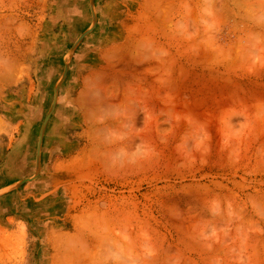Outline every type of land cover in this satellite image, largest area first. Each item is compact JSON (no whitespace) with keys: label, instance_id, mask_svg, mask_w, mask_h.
I'll return each mask as SVG.
<instances>
[{"label":"rangeland","instance_id":"obj_1","mask_svg":"<svg viewBox=\"0 0 264 264\" xmlns=\"http://www.w3.org/2000/svg\"><path fill=\"white\" fill-rule=\"evenodd\" d=\"M0 65V260L264 264V0H0Z\"/></svg>","mask_w":264,"mask_h":264},{"label":"bare ground","instance_id":"obj_2","mask_svg":"<svg viewBox=\"0 0 264 264\" xmlns=\"http://www.w3.org/2000/svg\"><path fill=\"white\" fill-rule=\"evenodd\" d=\"M41 2V1H40ZM8 15V14H7ZM14 19V18H13ZM4 24V23H3ZM11 24V23H10ZM24 24V23H23ZM16 25V24H15ZM22 26V25H21ZM27 26H28V24H27ZM29 28V27H28ZM27 29V28H26ZM17 31V30H16ZM21 31V30H20ZM28 31V30H27ZM10 32V31H9ZM15 32V31H14ZM14 34V33H13ZM25 34V33H24ZM29 34V33H28ZM9 36V35H8ZM22 36H23V34H22ZM24 37V36H23ZM33 37V36H32ZM18 39V38H17ZM127 39H128V37H127ZM8 40V39H7ZM27 48V47H26ZM10 50V49H9ZM11 51V50H10ZM8 52V51H7ZM12 52H13V50H12ZM5 53V52H4ZM20 52H14V53H12V54H9L8 55V57H2V59H4L3 61H5V62H3V65H4V63L6 64V67H7V69H6V67H5V70H6V74L7 75H11V74H13L14 73V64H15V60L16 59H18L17 57L19 56L18 54H19ZM5 55V54H4ZM20 60V59H19ZM22 64V63H21ZM0 67H1V65H0ZM4 67V66H3ZM20 67V66H19ZM2 69H4V68H2ZM19 70H20V68H18ZM18 70V71H19ZM2 73V72H1ZM5 73V72H4ZM21 73V72H20ZM6 75V76H7ZM14 75V74H13ZM17 75V74H16ZM2 78V77H1ZM0 78V79H1ZM6 78V77H5ZM11 78V77H10ZM12 79V78H11ZM13 80V79H12ZM85 94V93H84ZM89 97V96H88ZM83 98H85V97H83ZM90 99L89 100H91V97H89ZM87 100V99H86ZM85 100V102H87ZM82 108V107H81ZM87 108V107H86ZM88 111V110H87Z\"/></svg>","mask_w":264,"mask_h":264},{"label":"crops","instance_id":"obj_3","mask_svg":"<svg viewBox=\"0 0 264 264\" xmlns=\"http://www.w3.org/2000/svg\"><path fill=\"white\" fill-rule=\"evenodd\" d=\"M9 217H2V220H3V222L5 221V220H7ZM3 222H1V218H0V229H3L4 231H5V225H4V223ZM20 232V231H19ZM0 264H10V262L9 261H7V260H0Z\"/></svg>","mask_w":264,"mask_h":264}]
</instances>
